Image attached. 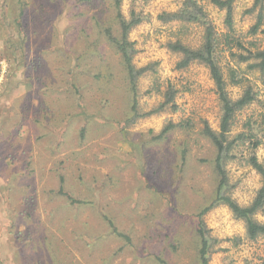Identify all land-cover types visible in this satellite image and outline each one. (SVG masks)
<instances>
[{
	"label": "rangeland",
	"instance_id": "obj_1",
	"mask_svg": "<svg viewBox=\"0 0 264 264\" xmlns=\"http://www.w3.org/2000/svg\"><path fill=\"white\" fill-rule=\"evenodd\" d=\"M183 1L122 0L127 19L132 12L141 18L130 32L134 63L148 67L138 83L140 112L166 106L127 125L129 93L118 55L106 42L99 43L103 57L91 60L96 74H104L81 85L89 117L79 116L84 110L69 92L77 58L70 51L87 46L81 37L86 26L98 36L95 18L106 20L112 12L104 0H97L100 7L86 0H0V264H198V215L211 206L218 186L215 149L203 128L207 123L218 131L222 112L209 68L195 62L180 69L182 56L168 47L182 41L199 48L204 41L205 26L160 18ZM198 1L217 33L215 58L230 97L248 88L255 96L237 113L232 136L251 123L263 141L256 154L264 163V68L257 57L264 51V6L251 11L255 0H236L230 31L225 10ZM260 12L263 25L254 34ZM50 121L57 125L45 124ZM171 123L175 127L158 138ZM84 126L88 136L81 139ZM248 146L225 165L226 194L244 207L263 185L247 162ZM59 172L97 205L55 217L51 194ZM202 219L212 244L209 264H264V235L251 239L246 222L227 205L212 206ZM254 219L264 224V207Z\"/></svg>",
	"mask_w": 264,
	"mask_h": 264
},
{
	"label": "trees",
	"instance_id": "obj_2",
	"mask_svg": "<svg viewBox=\"0 0 264 264\" xmlns=\"http://www.w3.org/2000/svg\"><path fill=\"white\" fill-rule=\"evenodd\" d=\"M94 1L96 2V6L100 7V3H97V0H86V2ZM207 1L221 10H225L226 25L230 31L233 30L234 3L236 0ZM104 2L108 4V7L112 10V12L111 16H109L106 20L103 18L102 21L98 18H95L96 21H98V36L95 34L94 37L92 34H90L87 31L86 26L82 31L84 36L81 37L88 42L87 46H85L84 49L79 52H75L73 50L70 51V55L75 53L77 58L76 63L72 64L70 67L71 90L69 92H71L73 95L72 97L76 101V107L80 109L82 108L84 110L79 114V116L89 117L90 113L84 104L81 89L82 86L85 85L83 83H86L84 81L86 77L92 76L94 78H100L104 74L103 70H99V74H96L97 68H93V65H91V60L93 58L100 59L103 57V51L101 50L99 43L101 41L106 42L114 50L116 55H118L119 64L122 67L127 93H129L130 109L127 113L126 119L127 125H130L135 123L137 119L144 117L145 115H151L154 113V111L156 112L157 110H162L166 106L162 105L157 110H152V112L141 114L138 100V83L140 78L148 70V67L139 68L136 66L134 63L135 54L137 52L135 48L136 44L130 40V32L135 26L140 24L141 18L136 12H132L131 18L127 19L122 12V0H104ZM263 6L264 0H255L251 11H254L257 8L262 10ZM21 7L22 10L20 11V15H22L24 11L22 4ZM160 18L166 23L170 21H181L205 26L204 41L202 46L199 48H192L182 43V41L170 43L168 47L173 52L179 53L182 56V59L178 64L180 69L187 68L195 62L203 63L209 68L211 78L214 81L216 93L221 105L222 116L219 130H213L207 123L203 128V135L208 138L215 149V157L213 161L216 173L218 175V186L215 192V199L213 200L211 206L199 213L198 218L200 219L196 228V233L200 242V247L197 254L198 264H209L210 248L212 244L202 217L212 206L220 203L227 205L238 219H242L246 222L247 234L251 239H256L257 237L264 235V224L259 223L254 219L255 214L264 207V163L259 160L256 154V150L262 145L263 141L258 138V135L253 130L254 126H252L251 123L248 124V131H244L232 136L237 113L250 105L254 101L255 96L252 89L248 88L240 98L234 100L230 97L228 84L224 77V73L215 58L216 49L218 47L217 33L214 32L212 26L209 24L207 14L198 0H184L181 8L177 12L165 13L161 15ZM14 22H18L17 18H15ZM262 25L263 15L260 12L258 15V21L252 28V33H257L260 26ZM100 37H102V39ZM257 57L262 59L261 66L264 68V51L258 52ZM242 59L247 60L246 58ZM34 65L38 66L40 63H34ZM232 78L235 81V84H239L241 82L234 72ZM169 101L167 103H169ZM64 122L66 121L64 120ZM45 124L51 128H54L55 125H57V123L54 122L53 126L51 121L49 123L45 122ZM173 127L175 126L172 123L169 124L158 136V138L162 137ZM259 128L261 129V125ZM261 132L264 134V128ZM87 136L88 129L84 126L80 130V137L81 139H86ZM247 144H249L248 148L252 151L247 157V162L263 178V185L259 190L255 201L250 206L244 207L232 199L231 196L226 194L225 189L228 185V179L225 165L226 162L229 160H234L237 157V149ZM59 173V187L53 192L56 194V196H58V198L51 194V202L56 199L54 203V210L52 211L54 212L53 214H55V217L59 214H66L68 217H75V215H79L87 208H94V206L97 205L98 200L96 198L88 199L87 195L84 197L80 195V193H76V187L68 182L67 177L64 176L63 173ZM81 179L83 182L84 177ZM95 191V183L90 184V196L94 195ZM33 214L34 212H29L28 218L30 220H34L35 217ZM99 215L102 219H107V216H105V214L102 212L99 213ZM109 225L111 228H113V231H117L112 221H109ZM79 228L80 227H78V229ZM30 229L31 228H27V231H30ZM24 232L25 231L21 233L23 234ZM85 241L87 243L89 242L87 234L85 235L84 242ZM94 241L95 239L93 238L91 242ZM53 252L57 253L58 250L55 249ZM50 264L70 263L57 261L50 262Z\"/></svg>",
	"mask_w": 264,
	"mask_h": 264
},
{
	"label": "crops",
	"instance_id": "obj_3",
	"mask_svg": "<svg viewBox=\"0 0 264 264\" xmlns=\"http://www.w3.org/2000/svg\"><path fill=\"white\" fill-rule=\"evenodd\" d=\"M4 264H8V263L7 262L6 263L4 262Z\"/></svg>",
	"mask_w": 264,
	"mask_h": 264
}]
</instances>
